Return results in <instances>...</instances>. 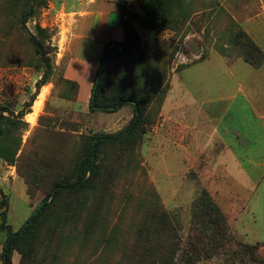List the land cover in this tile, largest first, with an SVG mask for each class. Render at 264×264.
I'll list each match as a JSON object with an SVG mask.
<instances>
[{
  "label": "rangeland",
  "instance_id": "obj_1",
  "mask_svg": "<svg viewBox=\"0 0 264 264\" xmlns=\"http://www.w3.org/2000/svg\"><path fill=\"white\" fill-rule=\"evenodd\" d=\"M28 1L0 0V110L9 109L13 122L25 124L14 163L0 159V190L7 202L6 225L12 232L23 225L56 182L75 180L76 164L90 138L118 134L133 112L130 105L114 113L89 111L85 104L87 86L81 88L77 101V87L63 77L65 60L60 53L76 15L73 5L81 0H42L23 28L19 17L29 7ZM139 5L134 2L129 7L139 12ZM187 5L189 15L184 22L177 21L175 28L154 37L148 38L146 33L140 37L142 43L134 56L110 64L105 97L132 91L145 96L156 90L162 101L160 105L155 101L149 104L145 133L135 141L100 146L95 189L78 197L79 204L84 198L89 200L81 212L82 223L95 218L97 227L82 245L79 238L53 235L40 253L44 264L55 255L54 264H130L122 252L143 250V245L132 243L133 238L144 214L157 207L167 213L181 249L195 264H258L254 257L264 258V244L249 243L252 230H258L257 237L264 240V220L252 221L245 213L248 205L241 204L254 194L264 196L261 167L256 169L250 158H242L240 171L232 168L227 178L218 158L189 157L180 147L192 134L190 120L201 113L195 109L197 103L211 99V108L223 109L230 101L215 99L226 91H231L227 97L234 95V79L226 80L216 64L218 58L242 61L232 43L233 33L241 29L264 53V39H258L264 35V0H187ZM28 33L50 52L52 74L21 116L18 113L34 94L43 72ZM201 56L203 60L210 58V63L186 69ZM40 92L44 96L32 122L29 115H33L32 106ZM240 101L237 97L233 104L253 125L255 121L242 110ZM219 109L209 116L217 117ZM202 112L207 116L206 109ZM3 115L10 117L7 112ZM16 135L13 132V137ZM254 159L264 162V158ZM60 208L54 210L59 212ZM110 233L114 236L105 245L104 238ZM5 238L6 232L0 228V256ZM254 244L258 248L252 251L249 246ZM11 260L18 264L19 255L14 252Z\"/></svg>",
  "mask_w": 264,
  "mask_h": 264
},
{
  "label": "trees",
  "instance_id": "obj_2",
  "mask_svg": "<svg viewBox=\"0 0 264 264\" xmlns=\"http://www.w3.org/2000/svg\"><path fill=\"white\" fill-rule=\"evenodd\" d=\"M42 0H29V7L20 14V23L23 28L27 20L33 16L34 8L40 5ZM139 12L130 9L126 0H116L115 4L120 16L123 27L124 41L120 44L107 46L97 67L95 78L91 87L88 102L89 111H100L104 113L117 112L124 106L130 105L133 109L132 117L127 126L118 134L109 136H95L90 138L83 152V157L76 164V178L71 183L56 182L42 203L25 220L23 225L15 232H12L6 225L5 209L7 202L5 195L0 190V228L5 230L6 238L1 250V264H12V254L16 252L19 255L18 264H44V256L40 253L44 251L45 241H50L53 235H63L66 238L81 239V245L86 244L90 239V234L97 227L95 218H90L82 223L81 212L89 200L84 198L82 204H79L78 197L89 190H94L96 177L99 176L97 168L98 152L100 146L108 143L135 141L137 137L145 133L144 125L146 111L149 104L155 101L160 105L162 95L157 94L156 90H151L147 95L141 96L138 92L132 91L129 94L120 93L116 97H105V88L107 87V77H109L114 61L130 58L140 49L142 40L137 33L136 28L142 29L148 33L149 37H154L166 29H173L177 21L184 22L189 13L186 7L187 0H137ZM179 19V20H178ZM43 33L44 30L39 29ZM232 43L238 49L237 56L252 68H258L264 62V53L247 36V34L238 29L233 33ZM29 44L34 48L35 54L43 67L40 80L35 85V92L28 102L23 104L19 115L28 112L34 101L40 87L48 82L52 74L48 49L43 48L41 42L35 35L28 33ZM203 60L201 56L197 61ZM187 65H184L186 67ZM70 83V81L65 80ZM73 83L76 87V83ZM7 112L10 117L4 116ZM24 122H13V112L7 108L0 110V159L7 164L12 165L15 161V155L20 146V133ZM13 132L18 135L13 137ZM61 207L59 212L55 207ZM78 223L79 226H78ZM83 225V228L81 229ZM64 232V230H66ZM67 233V234H65ZM114 235L110 233L104 238L105 245L108 244V238ZM133 244L143 245V250H128L122 252L130 264H195L186 250L181 249L179 239L175 229L172 226L167 213L155 208L144 214L140 229L136 230ZM258 248V244L249 246L252 251ZM84 249V248H82ZM49 264H54L58 257H51ZM254 261L258 264H264V258Z\"/></svg>",
  "mask_w": 264,
  "mask_h": 264
},
{
  "label": "crops",
  "instance_id": "obj_3",
  "mask_svg": "<svg viewBox=\"0 0 264 264\" xmlns=\"http://www.w3.org/2000/svg\"><path fill=\"white\" fill-rule=\"evenodd\" d=\"M115 1L81 0L79 4H74L76 15L65 33L66 40L60 53L65 60L63 77L76 83L77 101H80L81 88L87 86L85 96L87 105L95 73L105 48L124 41L123 27ZM126 1L129 5L137 2V0ZM136 30L140 37L147 33L139 28ZM257 36L259 37L258 34ZM258 39L263 40L264 35ZM218 59L219 62H216L218 71L225 74L226 80L234 79V95L227 97L226 94H230L231 91H226L221 98L215 99L217 102L230 101L225 108H218L220 111L217 117L209 116L210 112L216 114L218 111L210 107L214 101L211 99H202L199 103L195 101L193 106L197 103L198 107L195 109L197 113L201 110V113L196 115V119L190 120L188 130L192 134L190 137L186 136L184 147L181 145L180 147L189 157L218 158V166L227 174V178L233 169L237 168L240 171L242 158H250L249 163L256 169L261 167L262 172L264 162L254 161V158H264V98L261 95L264 89V62L260 67L252 68L248 64L244 66L241 60ZM210 61V58H206L186 69L192 66L204 67ZM237 97L241 100L239 104L242 110L247 111L246 114H250L255 121L253 125L248 123L245 116H241L239 106L233 104V100ZM203 108L206 109L207 116L202 114ZM245 125L252 127L243 129L242 126ZM241 204L248 205L245 213H249L252 221L257 222L260 218L264 220V196L258 197L254 194L242 200ZM252 235V237L247 235L251 237L249 243L264 244V240L257 237L258 230H252Z\"/></svg>",
  "mask_w": 264,
  "mask_h": 264
},
{
  "label": "bare ground",
  "instance_id": "obj_4",
  "mask_svg": "<svg viewBox=\"0 0 264 264\" xmlns=\"http://www.w3.org/2000/svg\"><path fill=\"white\" fill-rule=\"evenodd\" d=\"M43 96H44V92H40L37 101L32 106L33 107V115L32 114L29 115V117H31L32 122L34 121L33 116H35L40 109V103H41V99L43 98Z\"/></svg>",
  "mask_w": 264,
  "mask_h": 264
}]
</instances>
